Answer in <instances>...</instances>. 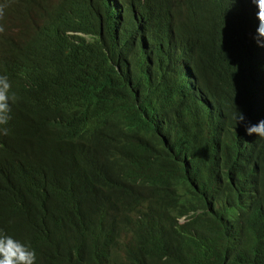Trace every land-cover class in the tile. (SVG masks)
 I'll return each mask as SVG.
<instances>
[{
  "label": "trees",
  "instance_id": "trees-1",
  "mask_svg": "<svg viewBox=\"0 0 264 264\" xmlns=\"http://www.w3.org/2000/svg\"><path fill=\"white\" fill-rule=\"evenodd\" d=\"M110 1L76 0L69 23L72 31L102 34L100 40L63 37L53 52L34 59L27 86H41L31 93L41 104L49 98L44 94L75 91L81 99L75 118L61 113V120L41 122L60 107L50 99L48 113L27 123L9 120L24 137L57 135L50 178L34 182L37 173L27 168L23 174L65 217L62 225L38 220L15 228L18 241L35 250L37 264H253L255 253L264 252V192L251 196L264 188V138L246 135L233 119L236 108L248 123L264 119V48L249 32L248 2ZM130 4L137 19L122 21L118 7ZM152 25L162 29L164 47L148 33L134 45L129 28ZM10 47L5 52L0 39V72L8 78L20 69ZM187 55L201 78L216 80L219 93L239 96L223 107L224 119L209 120L216 113L199 108L200 95L206 103L211 96L193 77L185 80L199 93H188ZM125 58L127 79L110 64ZM90 121L101 136L88 129ZM14 159L2 149L8 176ZM0 213L6 216L1 207Z\"/></svg>",
  "mask_w": 264,
  "mask_h": 264
},
{
  "label": "clouds",
  "instance_id": "clouds-1",
  "mask_svg": "<svg viewBox=\"0 0 264 264\" xmlns=\"http://www.w3.org/2000/svg\"><path fill=\"white\" fill-rule=\"evenodd\" d=\"M19 0H10L9 6L5 4V0H0V19L3 18L6 12L20 14V21L16 24L17 33L12 35L10 39L5 41V52L11 48L13 43L16 48V53L19 56V71L13 76L8 78L0 72V154L2 149L10 150L15 157V164L9 170L11 175H6L2 167H0V207L6 212V216L0 213V264H37L36 252L29 246L21 243L17 239V234L14 229H21L26 224H32L38 220L43 222H58L62 225L65 222V217L59 213L58 205L55 201L51 200L47 193L40 188L39 184L34 185L29 182L28 177L23 174V169L27 168L29 172H36L37 178L35 180H48L53 174V166L56 162L55 156L58 149V144L53 143V139H57V135H52L47 131H39L34 135L22 136L21 132L12 129L8 123L12 119L17 122L27 123L29 120L25 115L33 114V104L38 99V96L30 93L23 103H17L18 97L14 91L25 88L32 80V73L36 70V59L39 55L48 54L53 52L55 44L63 37H67L73 42H78L76 35L84 31H72L69 29L68 19L74 16L76 0H45L42 9H39V14L32 13V7L29 5L23 8H18L16 3ZM248 2L243 5L249 12L252 19L249 27V32L252 34V39L257 47L264 48V0H243ZM236 3V0H230V4ZM120 8V7H118ZM132 4L124 9L123 18L136 16ZM71 14L69 16H65ZM121 17V18H122ZM129 18V19H130ZM244 25L246 24L247 17ZM130 34L134 37L133 43L138 44L141 41L140 37L144 33L151 34L150 40L154 38L160 40V47L163 46L165 36L160 26H146V30H142L140 26L130 27ZM4 31V27L0 25V33ZM102 34H87L81 38L86 42L100 40ZM0 39H4L0 35ZM164 47V46H163ZM105 54L108 53L104 50ZM3 53V52H1ZM188 57L185 61V67L188 69L187 73H191L196 86L202 90L206 88V93L211 96L212 104L221 110L222 119L225 118L223 107L226 104H233L238 102L239 96L235 93L228 92L223 101L220 100L222 95L219 92H214L211 80H206L200 77L197 70L194 68L193 56ZM118 72H121L115 63H110ZM132 67L131 63L128 62ZM189 75V74H187ZM28 76H31L28 80ZM182 78L187 84L188 93L198 95L199 92H194L186 82L183 76L182 65ZM24 80V82H21ZM74 92V93H73ZM62 93H47L44 100H41L37 111L39 113H48L51 109L49 107V100L52 99L53 104H60L58 110H54L52 114L43 115L41 122L50 120H61L59 116L61 113H67L69 116L75 118L73 110L80 106L81 99L79 94L75 91L68 90ZM247 95V94H246ZM249 97H254L248 95ZM198 106L205 112L212 111L206 108L204 102L200 100ZM99 117H102L100 114ZM208 120V118H205ZM233 119L236 125H243L246 135H253L264 138V119L257 121L255 124L248 123L246 117L242 112L236 110L233 112ZM212 120V117L209 118ZM213 121V120H212ZM8 125V126H7ZM34 163V166H32ZM29 168H32L31 171ZM23 182L27 183L26 186ZM252 187H255L252 185ZM259 191L253 192L251 196L258 197ZM45 192L46 195L42 193ZM89 196L91 194L89 193ZM8 205V206H7ZM13 206H20V208H13ZM89 206L84 213L86 215ZM91 210V209H90ZM90 212V211H89ZM83 215V216H84ZM81 216V217H83ZM7 219L11 221L8 223ZM253 264H264V252H256L253 259Z\"/></svg>",
  "mask_w": 264,
  "mask_h": 264
},
{
  "label": "bare ground",
  "instance_id": "bare-ground-1",
  "mask_svg": "<svg viewBox=\"0 0 264 264\" xmlns=\"http://www.w3.org/2000/svg\"><path fill=\"white\" fill-rule=\"evenodd\" d=\"M43 2H45V0H19L17 3H16V6L18 7V8H23L24 6H26V5H29V6H31L33 9H32V13H37V14H39L40 12H39V9H36V5H41V4H43ZM109 3H110V5H113V3L109 0ZM119 10H120V16L122 17V15L125 13L124 12V7H122L121 5H120V8H118ZM110 12H111V17L113 18V12H112V10L110 9ZM134 13H135V16H136V14H137V12H136V8H135V10H134ZM73 14H75V13H73ZM69 15H71V14H67V15H65V16H69ZM125 19L126 18H123L122 17V21H125ZM137 19V18H136ZM20 21V14H17V13H11V12H6V14H4V16H3V18L2 19H0V25H2L3 27H4V31L2 32V33H0V35H3V37H4V40L6 41V40H8V39H10L11 38V36L12 35H14V34H16L17 33V29H16V24L18 23ZM70 21H71V18H69L68 19V24L70 23ZM114 22V21H113ZM138 24H142V22H138ZM122 26L125 28V27H127L128 26V22H122ZM142 30H143V28H141ZM115 30H119L118 28H116L115 27ZM87 35V33L86 32H80V33H78L77 35H76V37L75 38H83V37H85ZM117 36H119V33H117ZM49 59H50V62L52 63L53 61H54V59L50 56V57H48ZM125 61L124 62H118V61H116L115 62V64H116V66H118V68H119V70L121 71V73L124 75V77L127 79V72H128V69H127V67H126V58L124 59ZM185 61H188V60H184V62H183V64H184V70H183V76H184V78H186L187 80H189L191 77H193L192 76V74L189 72V73H187V68L185 67ZM187 74H189V75H187ZM29 78H31V76H28L26 79H24V80H28ZM210 78V77H209ZM24 80H22L21 82H24ZM211 81H216V80H211ZM41 85H39L38 87H36V86H26L25 88H22V89H19V90H16V91H14L15 93H16V95H17V97H18V100H17V103L19 102V103H24L25 101H26V97L31 93V90H33V89H37L38 91H40V89H39V87H40ZM44 86H47V85H44ZM212 88H213V90H214V92H218V90L217 89H214V87L212 86ZM62 93V92H61ZM74 93V92H73ZM62 94H64V93H62ZM201 94V93H200ZM222 95L220 96V100L221 101H223L224 99H225V95H223V94H225V92H223V93H221ZM258 94V93H257ZM256 94V95H257ZM201 96V99H202V101L205 103V106H206V108H208V109H210V110H212V111H214L215 113H216V116H214V115H212L211 117H212V120L214 121L215 119H222V116H221V114H220V112H221V110L217 107V106H215L214 104H212V102H211V100H210V102L209 101H207V103L205 102V100H206V95L204 94V95H200ZM39 105H41L40 104V102H39V97H38V99L34 102V104H33V114L32 115H25V117L26 118H28V120H30V119H32L36 114H38V111H37V109H38V107H39ZM40 114H42V113H40ZM40 114H38V116H40ZM258 121V120H257ZM12 129H14L15 131H17V128L16 127H11ZM99 128L101 129V127L99 126V125H96V124H93L92 123V121H90V123H89V125H88V129L93 133V132H97L98 130H99ZM103 131V130H102ZM98 134H99V131L97 132ZM102 133V132H101ZM100 135V134H99ZM101 136V135H100ZM102 141V140H101ZM103 143V142H102ZM108 145H109V143H108ZM113 154V153H112ZM109 155V154H108ZM111 155H109L108 157H110ZM105 157H106V155H105ZM105 157H104V159H105ZM106 160V159H105ZM104 160V161H105ZM103 161V160H102ZM103 161V162H104ZM94 168V167H93ZM106 168V167H105ZM108 168H110V167H108ZM111 169V168H110ZM93 171V170H92ZM96 171V170H95ZM102 172V171H101ZM100 173V172H99ZM103 174V173H102ZM95 175V174H94ZM104 175V174H103ZM110 175V174H109ZM96 176H98V175H96ZM102 176V175H101ZM105 176V175H104ZM110 178V177H109ZM107 180V179H106ZM104 181V180H103ZM100 186V185H99ZM113 200V199H112ZM124 201V200H123ZM215 205V204H214ZM122 207V206H121ZM190 222V221H189ZM121 223V222H120ZM188 224V223H187ZM190 225V224H189ZM188 225V226H189ZM187 226V225H186ZM187 226V227H188ZM194 226V225H193ZM191 231V230H190ZM213 234L214 235H216V233H214L213 232ZM189 235V234H188ZM213 235V236H214ZM181 236V235H180ZM190 236V235H189ZM210 237V236H209ZM188 238L189 237H187V240H188ZM215 238V237H214ZM142 239V238H141ZM180 239V238H179ZM226 239H227V237H226ZM146 240V239H145ZM209 240H213L212 238L211 239H209ZM137 241V240H136ZM232 241V240H231ZM231 241H230V243H231ZM182 242V241H181ZM178 243H180V242H178ZM178 243H176V244H178ZM209 243V242H208ZM237 246H239V245H237ZM178 247V246H177ZM181 247V246H180ZM227 248V247H226ZM231 248V247H230ZM224 250H225V248H224ZM223 250V251H224ZM227 250V249H226ZM225 250V251H226ZM233 250V249H232ZM206 251V250H205ZM224 251V252H225ZM233 252H235L234 250H233ZM230 253V252H229ZM222 254H223V252H222ZM221 253H220V255H222ZM220 255L218 256V257H220ZM224 255V254H223ZM248 255V254H247ZM221 258V257H220ZM222 258H223V256H222ZM239 259V258H238ZM242 259V258H241ZM244 259V258H243ZM236 260V259H235ZM224 261V260H223ZM245 261V260H244ZM235 262V261H234ZM237 262V261H236ZM239 263V262H238Z\"/></svg>",
  "mask_w": 264,
  "mask_h": 264
}]
</instances>
